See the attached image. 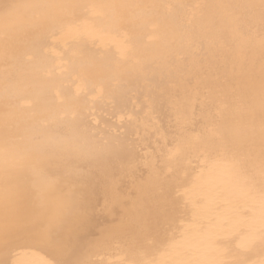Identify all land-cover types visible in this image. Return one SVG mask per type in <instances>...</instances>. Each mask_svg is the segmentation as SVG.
Masks as SVG:
<instances>
[{
	"label": "snow or ice",
	"instance_id": "snow-or-ice-1",
	"mask_svg": "<svg viewBox=\"0 0 264 264\" xmlns=\"http://www.w3.org/2000/svg\"><path fill=\"white\" fill-rule=\"evenodd\" d=\"M34 7L43 11L29 26L45 55L63 57L82 41L94 48L114 46L118 75L111 94L103 83L93 85L87 104L42 119L44 128L71 122L54 138L14 142L7 133L10 114L3 113L0 264H17L13 257L25 247L45 250L49 258L43 264H201L137 261L127 249L171 235L209 171L258 199L264 246V0L129 6L71 0ZM117 7L179 8L183 17L171 27L172 38L141 61L132 55L131 36L120 18L116 33L96 23ZM76 9L88 15H57ZM45 23L49 27L40 32ZM13 29L6 17L0 26L5 50L28 38ZM75 79L79 96L88 85L82 76ZM121 97L128 107H118ZM41 177L48 178V191H40ZM218 219L224 224L228 216ZM211 264H264V250L253 260Z\"/></svg>",
	"mask_w": 264,
	"mask_h": 264
},
{
	"label": "bare ground",
	"instance_id": "bare-ground-1",
	"mask_svg": "<svg viewBox=\"0 0 264 264\" xmlns=\"http://www.w3.org/2000/svg\"><path fill=\"white\" fill-rule=\"evenodd\" d=\"M67 2H71V0H0V26L8 17L15 32L28 33L27 39L12 43L7 50L0 43V141L3 140L6 132L3 120V113L6 110L10 114L9 127L7 128L9 137L17 143L32 144L41 138H54L63 133L66 127L72 126L71 122H58L47 128L42 127L41 120L48 118L52 111L57 109L71 111L87 104L89 95L94 91L92 86L99 83L105 85L109 94L113 92L112 82L118 75L116 64L119 55L114 46L106 49L94 48L82 41L74 45L63 57H56L51 52L45 55L42 50H39L35 33L30 29L29 20L35 13L43 10L34 6ZM95 2L129 6L157 4L160 3V0H95ZM57 15L63 17L71 15L79 18L87 16L88 13L81 9L68 12L60 10ZM182 17L183 10L179 8L169 10L160 7H117L109 10L107 17H97L96 23L104 32L116 33L119 31V27L115 20L120 18L123 21L121 27L131 36L133 57L147 61L154 52L162 48L172 38L170 29L173 26H178ZM154 25L157 27L154 28ZM48 27L49 25L45 23L39 31L43 32ZM29 57H33V59H29ZM145 67L148 65L146 64ZM81 76L86 80L88 87L77 96L79 81H76L75 78ZM129 83L132 84L134 81L129 79ZM128 103L125 98L121 97L118 107L126 108ZM97 105L98 107L102 106L103 100L97 101ZM43 108L50 111L42 114L41 109ZM192 175L194 172L190 173V181ZM218 176L221 178V173ZM19 179L22 180V177ZM39 185L40 191H48V178L41 177ZM201 193H204L205 196L199 197L198 194L193 193L191 201L184 206L179 215L180 221L190 223L191 214L200 216L195 226L184 228L182 225L184 229H182L183 234L180 236L182 237L180 241H176L168 248L166 246L169 241L175 238V231L182 228L178 222L175 231L171 235H163L157 244L127 249L129 258L137 261L151 259L153 261L199 262L200 252L196 251L199 249V245L209 246L208 238L210 241L216 240L215 243H211V249L216 250V255L219 256L216 257V260L233 258L251 260L256 258L264 250V246L259 242V230L257 233H250L252 231L249 232L246 227L237 235V230H228L231 225L233 226V222L247 225L245 223L247 221L249 225L253 222L251 215L244 213L245 215L242 217L238 210H231L233 207L218 209V212L215 213L228 216L227 222L221 224L218 214H214L215 204L212 202V196L204 191ZM56 195L57 193H52L53 198ZM224 230L227 232L222 233L221 231ZM229 232H233L230 237L222 239L218 237ZM245 234H248L247 239L250 238L248 241L247 239L241 240ZM252 236H256L255 240ZM234 241H239L241 245L236 248L235 245L233 246ZM245 241L249 246L251 243H255L248 252H242L248 250L246 246L242 248ZM218 245L224 247V253L218 254L220 247L215 248ZM194 248L196 249L194 250ZM48 258L45 250L37 247L21 248L13 257L17 264H43Z\"/></svg>",
	"mask_w": 264,
	"mask_h": 264
},
{
	"label": "flooded vegetation",
	"instance_id": "flooded-vegetation-1",
	"mask_svg": "<svg viewBox=\"0 0 264 264\" xmlns=\"http://www.w3.org/2000/svg\"><path fill=\"white\" fill-rule=\"evenodd\" d=\"M216 174H217V172H215V173L213 172L214 178L217 179L216 182L220 181L221 183L218 184L217 186L212 187L211 193H212V191H214L217 188H223V190L218 193V196H224V199L227 200V204L230 205L228 209H231L233 207L231 210H234V211L238 210V212L241 214L242 217L245 214H249V215H251L252 221H253L249 225H248V222L246 221L245 223L248 226L243 224V223H240V222H233L234 223L233 226L231 225L228 230L229 231L238 230V232L236 233V235H237V234H240V232L243 231L246 227H248V231L249 232L252 231L250 233H255V232L257 233V231L260 230V225H261V216H262L261 205L256 206L255 203L249 205V202H251V200H253L254 198L249 199L246 202L245 200L247 199V197H250V196L242 195L239 192V190L234 187V185L229 183L228 179L222 173H221V178H219V176H218L220 174V172L215 177ZM241 202L246 203L245 204L247 207L246 209L239 210V208L241 206H238V207L236 206L238 203H241ZM221 232L224 233L227 231L224 230ZM248 234H245V236L241 240L243 241V240L247 239ZM252 238L254 239V238H256V236H252ZM249 239H247V241ZM254 240H253V242H254ZM215 241H210V238H208L209 246L201 245V247H200V245H199V249L196 252H200L199 257H201V258H200L199 262H201V264H211V262H213V261H219V260H216V257H219L218 255H216V250L211 249V247H212L211 245L213 243H215ZM247 241L244 242V246L242 245L243 246L242 248H244L246 246L248 248V250L242 251V252H248L255 245V243H251V245L249 246V245H247L248 244ZM259 242H261V241L259 240ZM200 243H202V242H200Z\"/></svg>",
	"mask_w": 264,
	"mask_h": 264
},
{
	"label": "rangeland",
	"instance_id": "rangeland-1",
	"mask_svg": "<svg viewBox=\"0 0 264 264\" xmlns=\"http://www.w3.org/2000/svg\"><path fill=\"white\" fill-rule=\"evenodd\" d=\"M209 175V176H208ZM218 174H216L215 175V177L217 176ZM213 176V172H211V171H209L205 176H204V178H203V181H202V185H201V187L200 188H198V189H195L194 191L195 192H192V194L194 193V194H198L199 192V194H198V196L199 197H204L205 196V194L203 193H201V192H207V193H210V195L212 196V202L215 204V207H214V214L215 215H217L218 213H215V212H218L217 210L218 209H226V208H229V204H227V200L226 199H224V196H218V193L220 192V191H222L223 190V188H217V189H215L214 191H212V193H211V188L212 187H214V186H217L218 184H220L221 182L220 181H217L216 182V178H214V176ZM207 179V180H206ZM210 181V182H209ZM215 181V182H214ZM209 182V184H207ZM208 185V186H207ZM207 186V187H206ZM206 188V189H205ZM196 190H200V191H196ZM253 197L252 196H250V197H247V199L245 200L246 202H247V200H249V199H252ZM253 203H255V205L256 206H258V205H260V203H259V201H258V199H253V200H251V202H249V205L250 204H253ZM246 203L245 202H241V203H238L236 206L238 207V206H241L240 208H239V210H244V209H246L247 207H246V205H245ZM200 216H196V214H191V219H190V221H191V223L190 222H187V221H183V223L181 224V223H179V224H181V225H179V226H181L182 228L181 229H179V230H176L175 231V238H173L171 241H169L168 243H167V248L168 247H170L173 243H175L176 241L178 242V241H180V239L182 238V237H180L182 234H183V230L182 229H184V228H188V227H192V226H195V224L196 223H198L197 222V220L198 219H200L199 218ZM182 225H184V228H183V226ZM238 231V230H237ZM236 231V232H237ZM233 234V232H229V233H225V234H222V235H220V236H218L219 238H227V237H230L231 235ZM225 236V237H224ZM236 246V248L237 247H239V245H241V244H239V241H234L233 242V246ZM201 247V246H200ZM220 247V250H219V252H218V254H220V253H224V247H221V245H218V246H215V248H219ZM196 248H194V250H195ZM160 255V254H159ZM161 257V256H160ZM257 257H258V255H257ZM256 257V258H257ZM256 258H254V259H256ZM226 260V259H225ZM251 260H253V259H251Z\"/></svg>",
	"mask_w": 264,
	"mask_h": 264
}]
</instances>
